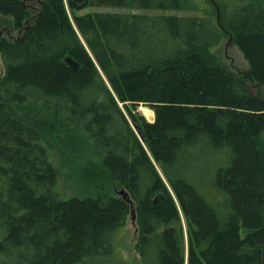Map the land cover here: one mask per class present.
I'll use <instances>...</instances> for the list:
<instances>
[{"label":"trees","instance_id":"16d2710c","mask_svg":"<svg viewBox=\"0 0 264 264\" xmlns=\"http://www.w3.org/2000/svg\"><path fill=\"white\" fill-rule=\"evenodd\" d=\"M63 1L0 0L19 33L0 38V264H126L116 245L131 211L139 264H264V0L225 2L241 75L195 0H65L70 15ZM104 7L139 13L78 14ZM56 131L132 208L97 186L62 197L46 139Z\"/></svg>","mask_w":264,"mask_h":264},{"label":"rangeland","instance_id":"374dc122","mask_svg":"<svg viewBox=\"0 0 264 264\" xmlns=\"http://www.w3.org/2000/svg\"><path fill=\"white\" fill-rule=\"evenodd\" d=\"M87 0H79L80 5L86 4ZM200 3L204 9L209 11L216 21L218 27L223 33V41L221 45L216 49V53L221 59L222 64L231 72L236 74H242L248 70V65L240 52V50L233 44L232 36L226 31V27L223 24V16L225 14V2L226 0H195ZM38 0H30L29 5L35 10L37 7ZM65 0L63 1V3ZM199 4V5H200ZM65 9L70 15L67 4L64 3ZM34 10H30L31 14L35 13ZM88 12H100V13H136L137 11L125 10V9H113V8H84L78 11V14H86ZM139 13V12H137ZM146 14H155L157 12H141ZM161 12H158V14ZM164 15L176 14L172 12H162ZM181 15V14H176ZM18 31L15 29L14 21L9 16L0 15V38H5L6 40L16 39L18 36ZM4 75V67L0 58V80ZM248 88L250 92L254 95L262 94V89L254 83H248ZM1 99V98H0ZM122 105L120 104V107ZM10 111L13 115L22 121L25 125L31 126L35 123L36 117L29 114L27 110H21L14 105H9ZM133 113L143 118L148 124L154 122V111L148 105L140 104L134 110ZM132 128L136 135L140 138L138 130L132 125ZM137 129V128H136ZM60 133L56 131V134H46V139L52 143L55 149V154L52 158L55 167L59 172L58 190L61 192L63 198H68L72 195H82L84 193H93L96 191V186L98 188L104 189L109 195L118 196V189L114 184H112L104 170L100 167L94 158L83 157L82 159L76 154H70L69 149L60 150L58 141ZM141 139V138H140ZM58 146V147H57ZM83 153V152H81ZM63 154V156H62ZM84 190L86 192H84ZM87 195V194H85ZM119 197V196H118ZM184 225V224H183ZM139 240L135 219L132 225L131 216L128 215L124 228L121 231L120 237L116 245V251L118 255L124 260L126 264H139L138 255L136 253L135 246Z\"/></svg>","mask_w":264,"mask_h":264},{"label":"water","instance_id":"95a60500","mask_svg":"<svg viewBox=\"0 0 264 264\" xmlns=\"http://www.w3.org/2000/svg\"><path fill=\"white\" fill-rule=\"evenodd\" d=\"M64 64L73 72L76 73L79 69V66L77 63H75L73 60H71V58L66 57L64 59ZM135 130H137L135 128ZM118 196L121 197L123 200L126 201L127 204H129L132 208V203L127 195V193L124 190H120L118 193ZM163 200V195H158L157 198L155 199L154 204H157L159 202H161ZM131 221H132V225L134 224V212L131 211Z\"/></svg>","mask_w":264,"mask_h":264}]
</instances>
